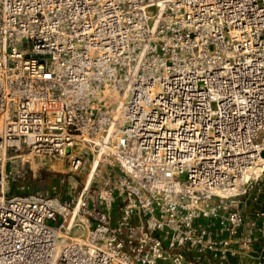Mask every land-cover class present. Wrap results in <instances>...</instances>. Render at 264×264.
I'll list each match as a JSON object with an SVG mask.
<instances>
[{
  "label": "built area",
  "instance_id": "obj_1",
  "mask_svg": "<svg viewBox=\"0 0 264 264\" xmlns=\"http://www.w3.org/2000/svg\"><path fill=\"white\" fill-rule=\"evenodd\" d=\"M255 262L264 0H0V264Z\"/></svg>",
  "mask_w": 264,
  "mask_h": 264
},
{
  "label": "rangeland",
  "instance_id": "obj_2",
  "mask_svg": "<svg viewBox=\"0 0 264 264\" xmlns=\"http://www.w3.org/2000/svg\"><path fill=\"white\" fill-rule=\"evenodd\" d=\"M85 157L86 163L84 165V168L77 174H72L68 171L67 162H65L66 160L47 161L45 170H42L40 172V179H36L35 181L29 179V177L18 179L15 186L12 187L10 194L26 195L27 192L47 190L52 185H60L61 188L60 179H62L66 182V186L64 185V189H62L63 197L69 198L70 196H76V194L80 193L81 188L85 187V177L90 173L89 171L92 164L91 155L88 153ZM38 164L39 163L35 161V164L33 166L37 167ZM53 165H55L56 167ZM92 180L94 181L95 178H92ZM21 186L25 187L24 190L20 189ZM71 235L75 236L73 235V231ZM254 264L257 263L255 262Z\"/></svg>",
  "mask_w": 264,
  "mask_h": 264
},
{
  "label": "crops",
  "instance_id": "obj_3",
  "mask_svg": "<svg viewBox=\"0 0 264 264\" xmlns=\"http://www.w3.org/2000/svg\"><path fill=\"white\" fill-rule=\"evenodd\" d=\"M240 207L246 212H251L260 207V202H254L251 198L244 197L240 200Z\"/></svg>",
  "mask_w": 264,
  "mask_h": 264
},
{
  "label": "bare ground",
  "instance_id": "obj_4",
  "mask_svg": "<svg viewBox=\"0 0 264 264\" xmlns=\"http://www.w3.org/2000/svg\"><path fill=\"white\" fill-rule=\"evenodd\" d=\"M53 166H55V165H53ZM94 166H95V163L94 164H92L91 165V167H90V173L85 177V187H82L81 188V190H80V192H86L87 191V189H88V187H89V185H90V180H91V174H92V171H93V169H94ZM56 167V166H55ZM51 168V167H50ZM56 170V169H55ZM85 175V174H84Z\"/></svg>",
  "mask_w": 264,
  "mask_h": 264
}]
</instances>
